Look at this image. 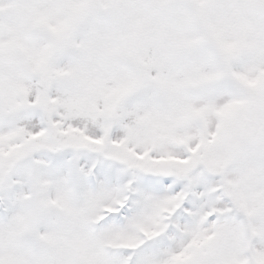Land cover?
Instances as JSON below:
<instances>
[{
    "label": "snow or ice",
    "instance_id": "snow-or-ice-1",
    "mask_svg": "<svg viewBox=\"0 0 264 264\" xmlns=\"http://www.w3.org/2000/svg\"><path fill=\"white\" fill-rule=\"evenodd\" d=\"M0 264H264V0H0Z\"/></svg>",
    "mask_w": 264,
    "mask_h": 264
}]
</instances>
